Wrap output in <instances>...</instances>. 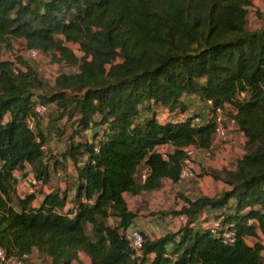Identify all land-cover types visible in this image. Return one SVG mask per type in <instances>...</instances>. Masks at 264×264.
<instances>
[{"label":"trees","instance_id":"obj_1","mask_svg":"<svg viewBox=\"0 0 264 264\" xmlns=\"http://www.w3.org/2000/svg\"><path fill=\"white\" fill-rule=\"evenodd\" d=\"M250 4L0 0V247L8 255L35 250L48 264H81L79 253L90 264H261L262 244L244 241L257 230L264 236L256 209L264 204V25L247 28ZM12 39L75 70L58 71L50 83L19 52L14 60L1 57ZM184 94L209 101L212 112L230 109L225 113L246 138L244 153L234 168L211 172L230 189L185 198L170 211L185 216L179 229L156 239L142 234L141 255L132 257L121 232L135 214L123 194L157 189L162 178L176 182L182 147L207 149L215 133L212 116L204 123L200 114L158 120L157 109L171 112ZM35 101L55 104L59 117L71 121V139L80 137L70 139L62 157L74 164L73 186L86 199L75 197L73 213L63 210L65 192L46 194L38 207L31 206L34 193L14 196L13 171L24 163L41 184L49 175ZM85 130L90 141L82 138ZM61 164L54 160L53 167ZM231 199V212L216 216L233 223L236 240L226 244L194 223L204 208Z\"/></svg>","mask_w":264,"mask_h":264},{"label":"crops","instance_id":"obj_2","mask_svg":"<svg viewBox=\"0 0 264 264\" xmlns=\"http://www.w3.org/2000/svg\"><path fill=\"white\" fill-rule=\"evenodd\" d=\"M253 5H256L255 8L263 13L264 0H251V4L248 6V9ZM259 21H261V24L255 26L254 29L264 25V18L259 19ZM14 41H18L20 43L23 42L22 39H12L11 45ZM6 51L7 53H10L8 50ZM34 99L36 100L35 97ZM36 104L40 103L35 101V105ZM42 105H44L45 111L42 116L38 118L39 124L37 129L44 137L42 149L45 154L44 163L47 164L49 175L47 181L43 184L40 183L38 190L34 193L31 206L38 207L42 203L44 196L50 192H57L59 194L65 192L67 199L63 206V210L73 213L75 212L77 205L75 197L78 198L80 202H86V199L84 198V195L77 197V191L75 186H73V181L76 176L74 164L70 161L68 156H65L64 159H62L63 153L67 150V146L72 136L71 121H67L65 115L59 117L60 112L55 104L46 103ZM209 109L210 104L202 101L195 94H184L181 97L179 106L171 112L167 111V109H157L160 113L157 118L160 121H162V119L171 120V118L176 121L182 120L183 118L191 115V111H193V114H196L194 111H200L202 113L199 117L200 122L204 123L207 120V117L209 118ZM227 111L229 112L230 109H225V111L222 112V125L225 128V137L221 139L214 133L211 145L207 148L211 153L210 157H205L203 155L204 149L197 152L194 157V171L196 172V176L194 178L189 180H177L176 182H172L167 178H162L157 189L144 191L137 195H130L129 193L123 194L128 209L135 214L132 218L130 226L140 229L142 234L147 236L149 239L159 238L166 233L178 230L185 221V216L182 214L169 213L168 215H162V213L166 210L180 209L183 205H185V198L192 199L198 196L212 197L230 189L228 184L224 183L220 179H214L211 175V172L219 171L222 168H234L235 160L241 157L244 153V142L246 138L242 132L237 129L234 121L225 113ZM57 117L61 119H58ZM174 117H176V119H173ZM54 118L58 119L55 121L57 128L54 133L51 134L45 128V124ZM3 119L6 120L7 115H4ZM65 120L66 122H64ZM60 133L62 135H60L58 141L55 139L53 142L50 141V139L56 138ZM82 134H84L82 136L83 139L90 141L89 131L85 130ZM79 138V135H74L71 140L76 142ZM160 149L169 151L172 147L164 145L161 146ZM54 160H59L62 163L61 166H56L54 168ZM25 173L33 174L31 167L26 163L13 171L14 196L23 197L28 193V186L22 180ZM145 192H148V194L141 195ZM134 200L135 202H132ZM233 204L234 201L231 199L227 206L222 208H204L194 225L204 228L207 222L215 218L219 213H230V207L233 206ZM250 220V222H253L252 219ZM169 221H171V223H169ZM107 222L112 223V219L109 218ZM244 241L248 245H253L256 242L262 244L263 249L261 250V264H264V236L261 232L257 230V237L247 236L244 238ZM34 252L35 250L28 254L29 257ZM82 255L85 256L84 264H90L89 257H87L84 253H79L78 257L80 258Z\"/></svg>","mask_w":264,"mask_h":264},{"label":"built area","instance_id":"obj_3","mask_svg":"<svg viewBox=\"0 0 264 264\" xmlns=\"http://www.w3.org/2000/svg\"><path fill=\"white\" fill-rule=\"evenodd\" d=\"M20 53L25 59L37 60L42 58V54L34 48H22ZM54 66H58L57 62L52 63ZM62 71H74L75 67H69L63 62L60 63ZM209 103V101H208ZM210 104V103H209ZM36 117L40 118L45 111V107L42 104H36L33 108ZM210 111V110H209ZM211 112V113H210ZM208 112L209 117H213L215 122V134L223 139L225 137V128L222 125V112L219 108L214 111ZM198 118L194 119V123H197ZM30 127L34 126V119L31 117L27 120ZM183 158L180 163V170L178 174V180H189L196 176L194 171V157L201 148L193 144H189L182 147ZM203 155L210 157L211 153L209 149H204ZM22 180L28 186V193H35L40 182L34 177L33 174H26ZM256 209L264 215V204L258 205ZM251 220H248L250 223ZM205 228L211 236L219 237L223 243L230 244L236 240L235 230L232 222H223L222 217H215L207 222ZM122 237L126 240L127 245L130 249L132 257L141 255V248L143 243L142 233L137 227H129L128 229L121 232ZM28 254H22L20 256L8 255L5 250L0 247V264H26L28 260Z\"/></svg>","mask_w":264,"mask_h":264},{"label":"rangeland","instance_id":"obj_4","mask_svg":"<svg viewBox=\"0 0 264 264\" xmlns=\"http://www.w3.org/2000/svg\"><path fill=\"white\" fill-rule=\"evenodd\" d=\"M255 6L256 5H253V6H251L248 9V13H247V16H246V26H247L248 29H254L255 26L261 24V21H259V19H263L264 18V11L262 13L261 11L256 9ZM262 14H263V16H262ZM68 45L72 48V50L74 51V53L76 55H80V52H79L76 44L68 43ZM22 48H23V46L21 45L20 42L14 41L12 43V45H11V48L8 50L10 53H7V51L4 49V50L1 51V55H2V57L4 59H13L14 60L16 58V54H18V52L22 56V54L20 53L21 52L20 49H22ZM51 54L52 53L50 52V54L42 55V58H38L37 60H29V59H27V60H29L31 65L35 68V70L38 72V74L44 80H46V81H48L50 83L53 80V75L56 74L58 71H62V68L60 66V62H57V61L53 60ZM54 62H57L58 66L52 65V63H54ZM191 112L193 114V111H191ZM194 113L202 115V113L200 111H194ZM57 118L61 119L59 117H57ZM57 118L51 119L45 124V128L51 134L54 133L55 129L57 128L56 127V123H55V121L58 120ZM173 119H176V117H174ZM171 120H172V118H171ZM64 122H66V120ZM60 135H62V134L60 133L59 135H57V137L55 136L56 138L50 139V141L53 142L54 139L58 141V138L60 137ZM144 194L146 195V194H148V192L142 193L141 195H144ZM132 202H135V200L132 201ZM14 204L17 207V203L15 202ZM171 210L172 209L166 210L164 213H162V215H168L169 213L171 214V212H170ZM169 223H171V221H169ZM90 228L91 227H88V230H87L88 233H90V231H91ZM79 259H80L81 264L85 263V256L84 255H82ZM26 264H48V260L46 258L40 256L37 252H34L28 258V260L26 261Z\"/></svg>","mask_w":264,"mask_h":264}]
</instances>
